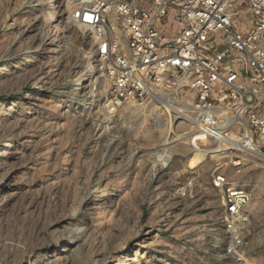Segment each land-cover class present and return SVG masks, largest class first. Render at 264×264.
Returning <instances> with one entry per match:
<instances>
[{"label":"rangeland","instance_id":"rangeland-1","mask_svg":"<svg viewBox=\"0 0 264 264\" xmlns=\"http://www.w3.org/2000/svg\"><path fill=\"white\" fill-rule=\"evenodd\" d=\"M90 53L66 0H0V264H264V157L190 166L191 95L111 104ZM227 188L250 199L231 255Z\"/></svg>","mask_w":264,"mask_h":264},{"label":"built area","instance_id":"built-area-1","mask_svg":"<svg viewBox=\"0 0 264 264\" xmlns=\"http://www.w3.org/2000/svg\"><path fill=\"white\" fill-rule=\"evenodd\" d=\"M70 21L92 38L95 70L110 103L184 92L198 148L264 157V0H66ZM216 177L213 186L222 189ZM227 188L224 221L231 255L241 242L233 222L249 203Z\"/></svg>","mask_w":264,"mask_h":264},{"label":"bare ground","instance_id":"bare-ground-1","mask_svg":"<svg viewBox=\"0 0 264 264\" xmlns=\"http://www.w3.org/2000/svg\"><path fill=\"white\" fill-rule=\"evenodd\" d=\"M53 2V1H52ZM53 3H51V7L48 9V10H54V13H56V9H55V6L54 5H52ZM49 13V12H48ZM49 16H50V21H52V20H55L56 19V16L53 14H51V12L49 13ZM89 56H90V60H93V53H90L89 54ZM89 69H90V71H91V73H94V70H95V68H94V66L91 64L90 65V67H89ZM92 101H94V98L92 97ZM175 112H176V114H181L182 113V111H178L177 109H175ZM195 136H196V134L195 133H191V132H188V133H186V134H184V135H181V136H176V139H175V142H177V141H182V140H186V141H188V143H189V145L191 146V148H192V150L195 152V154L196 155H190V156H188L187 157V164H190L189 162H191V161H193V160H200V159H202L204 156H205V152L206 151H204V150H200L199 148H198V144L196 143V140H197V138H195ZM169 142H167V143H164V145L163 146H165V145H167V144H171V142H170V140H168ZM166 142V141H165ZM175 144V143H174ZM169 148V147H168ZM171 150V149H170ZM170 150L168 151L169 153H170ZM160 151V150H159ZM162 151V150H161ZM166 153V152H165ZM164 153V154H165ZM208 153V152H207ZM158 154V153H157ZM171 154V153H170ZM164 158H170V155H168V154H165L164 156H162V159H164ZM190 166H191V164H190Z\"/></svg>","mask_w":264,"mask_h":264}]
</instances>
